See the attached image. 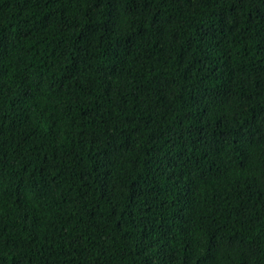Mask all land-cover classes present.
<instances>
[{
    "label": "trees",
    "instance_id": "obj_1",
    "mask_svg": "<svg viewBox=\"0 0 264 264\" xmlns=\"http://www.w3.org/2000/svg\"><path fill=\"white\" fill-rule=\"evenodd\" d=\"M0 264H264V0H0Z\"/></svg>",
    "mask_w": 264,
    "mask_h": 264
}]
</instances>
